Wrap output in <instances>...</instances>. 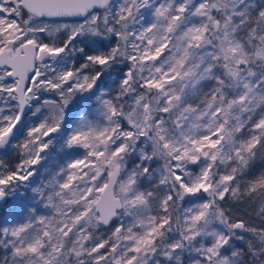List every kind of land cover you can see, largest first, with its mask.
Segmentation results:
<instances>
[{
	"label": "snow or ice",
	"instance_id": "1",
	"mask_svg": "<svg viewBox=\"0 0 264 264\" xmlns=\"http://www.w3.org/2000/svg\"><path fill=\"white\" fill-rule=\"evenodd\" d=\"M9 150L0 264H264V0H0Z\"/></svg>",
	"mask_w": 264,
	"mask_h": 264
},
{
	"label": "trees",
	"instance_id": "2",
	"mask_svg": "<svg viewBox=\"0 0 264 264\" xmlns=\"http://www.w3.org/2000/svg\"><path fill=\"white\" fill-rule=\"evenodd\" d=\"M53 155L57 158V159H62L63 157L59 154V153H53ZM6 162L11 165L14 166L18 160L16 158H9L6 160ZM43 177H40V179ZM39 179V178H38ZM11 204V202H10ZM231 208L233 211V215L234 217L236 216H242L245 220H247L249 222L250 225L255 226L257 228L259 227H264V225L260 224H255L253 221L255 220V212H256V207L255 206H250L247 204H238L236 202H231ZM11 209L8 205L4 206L3 209H0V215H3L6 212H10Z\"/></svg>",
	"mask_w": 264,
	"mask_h": 264
},
{
	"label": "rangeland",
	"instance_id": "3",
	"mask_svg": "<svg viewBox=\"0 0 264 264\" xmlns=\"http://www.w3.org/2000/svg\"><path fill=\"white\" fill-rule=\"evenodd\" d=\"M69 23H71V22H69ZM114 75H115V73H114ZM9 158H16L18 160L17 152L13 151V150H9L7 153H0V159H3L5 162ZM253 222L255 224L261 223V219L256 215V212H255V220ZM262 225H264V224H262Z\"/></svg>",
	"mask_w": 264,
	"mask_h": 264
},
{
	"label": "water",
	"instance_id": "4",
	"mask_svg": "<svg viewBox=\"0 0 264 264\" xmlns=\"http://www.w3.org/2000/svg\"><path fill=\"white\" fill-rule=\"evenodd\" d=\"M73 18H64L62 22H72Z\"/></svg>",
	"mask_w": 264,
	"mask_h": 264
}]
</instances>
